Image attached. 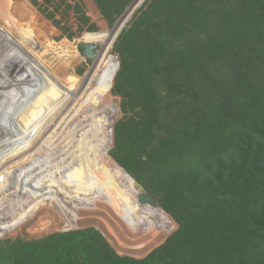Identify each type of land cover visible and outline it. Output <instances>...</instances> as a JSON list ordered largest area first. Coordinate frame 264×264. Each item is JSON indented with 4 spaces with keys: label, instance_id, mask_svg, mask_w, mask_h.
Wrapping results in <instances>:
<instances>
[{
    "label": "trees",
    "instance_id": "16d2710c",
    "mask_svg": "<svg viewBox=\"0 0 264 264\" xmlns=\"http://www.w3.org/2000/svg\"><path fill=\"white\" fill-rule=\"evenodd\" d=\"M132 1L96 0V5L112 25ZM8 4L4 3V9ZM148 9L158 20L149 16L162 38L155 50L156 62L143 45L137 22L120 36L125 46L123 68L141 102L125 163L128 173L114 161L123 125L112 157L109 153L117 137L120 109L103 92L112 93L122 71L112 55L101 71L99 87L91 85L59 129L61 133L69 130V142L60 151L63 156H58L68 168L70 163L63 159L69 156L83 162L89 175H96L98 193L94 195L98 197L85 210L105 209L125 223L133 237L154 241L170 226L166 213L178 222V231L143 259L119 256L99 231L89 228L23 242L0 258V264H264V0H150ZM5 22L0 19L4 52L0 86L18 105L2 93L0 107L4 113L19 109V113L11 112L12 118L23 124L13 128L11 116L0 112V127L6 125L9 134L0 154L36 134L40 128L33 121L50 120L87 71L77 74L75 69L67 81L63 75L58 79L42 63L46 54L37 52L35 34L13 20ZM112 30L87 33L83 38L104 39ZM180 45L183 51L167 63ZM15 63L19 65L14 67ZM67 65L68 73L73 64ZM171 66L184 72L182 102L189 109L173 119L166 117L169 92L163 87L167 81H162ZM175 94L174 89L171 95ZM23 129L26 132L16 138ZM196 160L213 162L205 180L199 181V167L187 176L181 172L173 177L159 175V185L151 193L166 213L132 178Z\"/></svg>",
    "mask_w": 264,
    "mask_h": 264
},
{
    "label": "rangeland",
    "instance_id": "374dc122",
    "mask_svg": "<svg viewBox=\"0 0 264 264\" xmlns=\"http://www.w3.org/2000/svg\"><path fill=\"white\" fill-rule=\"evenodd\" d=\"M6 1L9 2V4L8 7L5 6L6 9H4V3ZM90 1L91 3H89L88 0H0V19L5 24L6 20H13L18 27L29 29L35 34V38L38 41L37 52L41 51L46 54L43 56L44 60H42V63L46 64L48 66V70L54 73L58 77V79H61L63 75L62 79L64 81H67L75 69L77 74H83L87 68V71L82 79L84 80L92 68L93 60H91L85 54L81 43L93 44L96 45V48H98V42H96L97 40L85 41L83 38L84 35L87 33H96L114 29L117 22L136 3L137 0H133L132 2H130L124 12L117 16L115 22L112 25L109 24V22L105 19V17L99 10L98 6L96 5V0ZM149 1L150 0H144L143 3L133 11L129 20L117 35L113 43L112 50L108 54L103 67L99 71V76H97L100 79L101 71L104 69L106 61L111 55L118 60L120 69L122 67L121 76L117 77L115 86L112 89V93H103L112 98L113 102L118 105L120 109L119 116L115 121V136L117 134V137L115 139V143L112 144L109 153L112 157L111 151L113 147L116 148V140L117 142L120 140V128L121 125H123L124 131L121 135L122 139L119 141V146L114 161H116L125 171V163L131 151L132 137L139 121L141 102L140 96L136 92L135 88L130 84L127 74L123 68L125 46L120 41V36L123 30L128 28L131 24L137 22L142 30L143 45L151 55L152 59H155L156 62L155 50L160 47L158 42L160 41V39L162 40V38L157 35L155 26L151 24V21L149 19V16L152 17V19H156L148 9ZM91 4L92 6H94L95 12L90 7ZM6 11H8L9 13L7 14ZM25 14L28 17H26ZM2 48L3 47L0 44V51L2 50ZM49 51H51L50 54H48ZM70 51L75 53L74 58H70V56L72 55ZM173 51L174 52H172L171 56L169 57L171 59L167 63H170L173 60V57H176L179 51H183V46H176ZM3 54L4 52L0 53V57ZM83 60H85L86 62ZM68 62H71V64H73V68L69 69L67 73V69L65 68V66H68ZM162 63L160 66H162ZM1 65L3 64H0V66ZM12 65H14L15 67V65L17 66L19 64L15 63ZM14 67L13 70L15 69ZM178 71L180 70L174 69V67L171 66V69L169 68L168 72H166L165 76H163L162 78L163 82L166 83L167 81L166 86L163 87L167 93L169 92V95L167 94L165 103L166 109L171 112L170 113L168 111L166 113V117L169 119L183 116L184 113H187L189 111L188 105H185L184 102H182L185 99V97H182L183 88L186 87L182 86L181 84V82H183L184 72L181 70L182 72L179 73ZM2 76L3 75L0 74V78H2ZM99 79L97 80V78H95L94 80V85L97 87H99ZM82 82L83 81H81L80 84ZM172 88L173 90L175 89L176 93L174 97L171 95V92L173 94V90H171ZM76 89L74 90L72 95L60 106V109L50 120L45 121L44 119L39 118L33 121V124L38 125V127L40 128L38 129L40 132L41 128L45 130L50 128L59 111L63 108L67 101H69V99L74 96ZM2 93L8 101L12 100L14 105H18V103L4 91V88L0 86V94ZM1 98H3V96L0 97V105ZM179 101L180 105H177ZM177 108L179 109L177 110ZM12 110L13 109H8V112L4 113V109L0 107V112L3 114V117L5 116L7 118L8 115L11 116V119L9 121L13 123V125L11 126L15 128V125L19 126L20 124H23V122H19L20 120L18 119L13 120L14 118H12L13 114H11V112L19 113V109H16V111ZM5 127L6 125H4V127L2 128L0 127V146L3 142L7 141V138H9V134ZM22 127L25 128L24 125H22ZM127 127L128 129H125ZM59 129L60 128H58L56 132H54L55 129H52L46 136H44L43 139L41 138V134L37 136L42 141L39 144L40 151L38 152V157L40 155V159L43 160L45 159V157L50 159V157H52V152L60 153L61 147H65V145L69 142V139H67L66 137L68 136L67 134L69 130L65 128V133H61V130ZM10 132L14 133L15 130L14 132L13 130H10ZM24 132H26V129L20 131L16 138L22 136ZM40 139H38L36 143H39ZM227 160L230 161L229 159ZM210 164L213 165V162H202L196 160L185 163L182 166L177 165L175 167L162 168L156 172L154 171L155 173L144 171L139 173L137 177H132L131 175L130 176L134 179L139 190L143 191L144 193L152 194L151 192L155 190L159 185V179L162 178L159 175L163 174L166 177H173L181 172L184 176H187L192 170L196 171V168L199 167V171L202 175L199 178V181H202L210 176ZM184 166L185 168H183ZM25 167V169H14L12 171V177L21 176L24 172L29 171V169H31L32 167L33 170H35V167L31 164ZM214 167H217V164H214ZM73 180L76 183L81 181L80 178H74ZM88 196L92 198L93 195ZM193 196L202 198V196L208 195ZM89 197H87V199ZM151 200L159 205V203L154 201L152 198ZM79 207L81 206L79 205ZM159 207L165 212V210L160 205ZM84 212L85 210L82 212V214H80V218H73L74 216H71V219L66 220L67 216L66 219H64L62 215H60L61 213L59 214L56 211H52L50 207L43 208L32 221L28 222L21 228H18L17 230L9 234L7 233L0 236V258L5 257V255L9 253L11 249H13V247L23 242H38L55 234L94 228L100 232L104 240L119 256L133 259H143L160 247L164 246L179 229L178 222L170 214L165 212L171 219L170 226L161 231V233H159L154 238V241H152V238L146 236L133 237L128 232V228L125 223H123L117 216L110 214L105 209H98L97 211L92 213ZM74 219L76 220L74 221ZM77 220H80V222ZM40 224H42V227H40Z\"/></svg>",
    "mask_w": 264,
    "mask_h": 264
},
{
    "label": "bare ground",
    "instance_id": "6f19581e",
    "mask_svg": "<svg viewBox=\"0 0 264 264\" xmlns=\"http://www.w3.org/2000/svg\"><path fill=\"white\" fill-rule=\"evenodd\" d=\"M143 1H136L117 22L108 37L96 41L98 42V48L95 49L91 57L86 54L90 59L94 58L92 68L87 77L77 87L74 96L59 111L50 128L41 129V132L38 131L9 153L0 154V236L9 234L32 221L43 208L50 207L52 211L61 213L60 215L79 217L82 211L85 210V206H89V203L91 205L92 200H94L92 198L98 197V195H94L98 193L96 175L94 176L93 173L89 175L88 170H84L81 166L83 162L78 159H70L69 156L63 160L68 161L71 166L68 168L63 165L66 162L61 161L58 156V154L63 156L62 152H52L50 159L46 157L43 160L40 159L38 152L40 151L39 144L42 141L37 136L41 134L43 139L52 129H55L53 131L56 132L58 128L64 126L75 107L94 83L95 78L99 79L97 77L99 71L112 50L117 35L129 20L133 11ZM38 139L40 141L36 143ZM29 164L34 166L35 170L32 167L21 176L12 177L14 169H25V166ZM74 178H80L81 181L76 183L73 180ZM88 195L93 196L91 198ZM86 197L89 198L85 199ZM92 210L95 212L93 208L91 210L86 209L85 213ZM70 216L67 217L70 218ZM40 227H42V224H40Z\"/></svg>",
    "mask_w": 264,
    "mask_h": 264
},
{
    "label": "water",
    "instance_id": "95a60500",
    "mask_svg": "<svg viewBox=\"0 0 264 264\" xmlns=\"http://www.w3.org/2000/svg\"><path fill=\"white\" fill-rule=\"evenodd\" d=\"M82 48L84 49L85 54H87L89 57H91L93 55V52L96 49L95 45H87L84 43H81ZM130 176V175H129ZM131 177V176H130ZM147 194L149 197H151L154 201H156L157 203H159V205L162 207V205L160 204V202L152 195V194ZM163 208V207H162ZM166 212V211H165Z\"/></svg>",
    "mask_w": 264,
    "mask_h": 264
}]
</instances>
